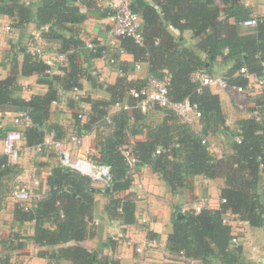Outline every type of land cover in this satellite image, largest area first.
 <instances>
[{"label":"trees","instance_id":"1","mask_svg":"<svg viewBox=\"0 0 264 264\" xmlns=\"http://www.w3.org/2000/svg\"><path fill=\"white\" fill-rule=\"evenodd\" d=\"M103 1V0H102ZM36 2V3H34ZM0 0V14L6 15L11 24L24 29L27 24L47 26L42 32L45 40L56 41L59 51L69 53L68 65L63 76L47 73L48 65L28 52L31 39L22 50L19 73L38 74L39 82L47 85L44 94H33L29 99L13 95L17 87V60L11 59V73L0 78V108H25L30 124L22 130L27 145L39 143L44 134L54 130L61 136L57 123H48L49 108L57 99L59 82L64 89L81 87L83 63L102 56L104 46L93 51L84 47L78 36L77 26L85 19L80 4L92 6L95 0ZM132 0V8L142 20V42L125 36L119 39V48L133 56L134 62L146 63L148 74L161 78L170 76L169 97L173 101L188 97L201 112L203 128L196 132L183 123L171 108L157 107L146 113L138 109L119 111L112 115L108 132L98 144L99 162L108 164L111 172L109 184L102 192L110 194L107 211L123 223L135 221V202L130 197L120 198L116 193L130 187L132 178L118 146L129 145L139 158V163L149 166L169 185L171 191L184 187L186 178L202 175L207 178H224L220 189L221 206L203 208L199 212L183 211L173 206L172 230L167 236V249L183 251L201 264H244L239 257L240 246H231V226L223 220L230 210L240 220L251 226L264 228V117L241 118L235 128L226 125L220 98L209 87L197 91L198 83L191 78L197 69L211 67L218 57L228 65L223 77L229 86H245L246 79L239 72L241 67L259 75L264 61V16L256 18L254 26L243 29L242 22L250 19L251 10L241 0ZM109 11L104 12V14ZM170 28L182 34L190 30L198 38L195 47L186 46L175 37ZM111 58L116 63L117 56ZM15 63V64H14ZM118 70L124 74L122 67ZM146 79L131 80L119 76L115 83L106 84L109 99L81 98L90 104L88 125L106 113L113 101L121 100L130 88L144 87ZM264 92V89H263ZM129 101L134 102L131 97ZM264 96L261 104H263ZM159 113V117L152 116ZM18 113V112H17ZM77 119H80L77 116ZM105 125V124H104ZM223 131L229 136L231 153L217 158L202 143L204 136ZM0 128V137L4 136ZM141 137L140 139H135ZM135 139V140H132ZM159 149V152L156 150ZM7 157L0 154V180L12 169ZM47 193L32 201L28 210L17 203L13 217L21 222L32 221L31 239L39 246H48L39 254L46 255L57 264H120L119 261L98 250L81 244L94 235L89 222L93 219L94 195L97 192L91 179L68 167L54 166L46 176ZM107 244V243H106ZM101 243L99 246H106ZM0 264H11L10 253L0 258Z\"/></svg>","mask_w":264,"mask_h":264},{"label":"crops","instance_id":"2","mask_svg":"<svg viewBox=\"0 0 264 264\" xmlns=\"http://www.w3.org/2000/svg\"><path fill=\"white\" fill-rule=\"evenodd\" d=\"M30 3L34 0H26ZM221 4L220 0H215ZM250 8L251 18L264 16V0H241ZM36 3V2H34ZM80 10L85 14L84 21L77 26L78 36L84 42L94 40L101 45L108 46L106 55L93 58L89 64L83 63V74L81 75L82 91L87 97L96 99H109L105 91L106 84H113L119 76H125L131 80L145 79L148 74L146 63L134 62L133 56L127 52H119V41L110 33L104 18L111 12L107 0H95V3ZM109 13L104 14V12ZM243 25V24H242ZM243 29L247 26L243 25ZM39 28L33 23L26 25L24 29L11 24L10 19L0 14V78L7 77L14 66L11 59L17 60V87L13 95L29 99L33 94H44L48 87L39 82L38 74L21 75L19 73L22 59L21 53H16L15 48L22 50L31 39L32 32ZM175 37H179L185 45L193 48L198 42L190 30L180 34L177 30L170 28ZM44 50L48 54L61 52L58 50L56 41L43 39ZM113 42V43H112ZM116 54V63L111 62V55ZM12 59V60H13ZM15 64V63H14ZM139 64V67H136ZM68 63L63 65L55 64L49 68V79L52 75L63 76ZM122 67L124 74L118 70ZM228 65L221 62L218 57L211 67L205 72L212 76H224ZM217 73V74H216ZM216 74V75H215ZM247 82V80H246ZM58 89L57 99L50 104L48 123H57L61 127L63 148L71 151L73 155H82L87 158H99L100 146L98 144L108 132H111L103 118L96 119L92 124L86 126L88 121L90 104L83 101L78 104L74 101L71 90H66L57 82L54 83ZM210 90L217 93L225 116L226 125L233 129L235 122L241 118L264 117V92L261 88L252 87L245 93H238L232 88L223 89L219 86H210ZM126 97V96H125ZM124 97V98H125ZM78 110L84 114L77 119ZM130 112V111H129ZM17 114L13 109L0 108V128L3 132L13 126V118ZM151 117L158 115L150 114ZM30 123L19 128L21 131ZM196 132H201L203 124L200 118L194 119L189 125ZM73 134L82 135L79 144H73L68 137ZM137 137L135 139H140ZM209 150L217 157L231 153L229 148V136L223 131L215 132L204 136ZM132 139V140H135ZM1 140V137H0ZM20 158L16 164H11V173H8L0 180V258L5 253H10L11 264H57L46 255L39 254L44 250H50L48 246H39L31 239L33 234V222L14 219L13 211L17 204L10 196L6 187L13 185V188L22 183L34 186L36 199L44 197L47 193L46 176L54 166H60L59 152L54 148H46L43 153H38L34 145H27L22 137L18 141ZM97 161V160H93ZM132 178L128 189L120 191L115 196L124 198L130 197L135 202V221L123 223L116 216L108 211L110 194L102 192L105 186L101 183L92 184L97 192L94 195V212L89 226L93 227L94 235L82 241L81 244L88 249L98 250L103 254L116 258L120 264H201L200 260L187 258L182 259L179 252H171L167 249V236L172 230L171 213L173 206L179 205L181 210L188 211L194 202L203 198L206 200L207 208L218 209L221 206L220 189L224 186V178H207L202 175L188 176L185 186L171 191L169 185L155 173L149 166L141 164L137 170L130 173ZM34 180L37 184H33ZM38 185V186H36ZM224 222L231 226V233L238 235L240 250L239 257L244 264L249 261L264 263V228L251 226L247 221L240 220L230 210L225 211ZM260 236V237H258ZM254 237V238H253ZM101 243H107L100 247ZM233 244H231L232 246ZM233 247V246H232Z\"/></svg>","mask_w":264,"mask_h":264},{"label":"built area","instance_id":"3","mask_svg":"<svg viewBox=\"0 0 264 264\" xmlns=\"http://www.w3.org/2000/svg\"><path fill=\"white\" fill-rule=\"evenodd\" d=\"M108 7L111 12L104 18V23L108 26L110 33L116 40L129 36L134 39L135 42H142V20L136 11L132 8V0H107ZM84 4H82V8ZM245 26H254L256 24V18H250L242 22ZM47 30V26H42L38 30L32 32V43L28 48V52L42 60L48 67L55 65H65L68 63V55L76 50H65L57 52L55 54H48L44 50L42 32ZM113 43V42H112ZM97 46H104L95 42L94 40L84 41V47L90 50H95ZM108 46H104L101 50L102 56L106 55ZM119 52L124 50L119 48ZM111 62L114 60L111 58ZM263 68L259 75L249 72L246 68L241 67L239 72L247 80L245 86H229L227 80L223 76H212L207 74L203 69L194 70L191 73L192 80L198 83L197 91L201 92L203 87L219 86L223 89L232 88L238 93H245L246 90L252 87H258L264 89V61L262 62ZM139 67V64H136ZM49 68L47 72H49ZM146 83L144 87L140 89L130 88L126 93V97L121 100L113 101L108 107H106V113L103 120L106 123H111V117L113 114L119 111H131L132 109H138L142 113H146L153 110L156 107L171 108L179 116L183 123L191 125L194 119L201 117V112L195 103H192L188 97L181 100L173 101L169 97L168 84L170 76L165 73L163 77L158 78L153 75L147 74ZM73 98L79 105L81 98L87 96V93L82 91V88L74 86L71 90ZM131 97L134 102L128 100L127 97ZM55 101V100H54ZM52 101V102H54ZM77 116L83 117L84 114L81 110H78ZM30 122V118L26 112H18L13 118V126L7 129L4 136L0 140V154L7 157L10 164H16L20 158V148L18 141L21 140L22 131L19 128ZM82 135L73 134L68 137L69 142L73 144H79ZM63 140L56 138V132L54 130L48 131L44 134L42 140L34 145L35 150L38 153H43L46 148H54L59 152L60 155V166L68 167L73 171L79 172L88 176L92 184L101 183L108 185L111 180V172L108 164L102 162H94L93 160L87 159L85 156L80 154L73 155L70 150L63 148ZM202 143H207L206 139H202ZM118 151L123 156L125 164L128 167L129 173H133L137 170L140 165L139 158L133 152L132 147L129 145L118 146ZM159 152V149L156 150ZM106 187V186H105ZM10 196L15 200L23 210H28L32 201L36 199V195L26 186L18 185L13 188L10 192ZM224 201V199H221ZM203 208H207L206 200L203 198L197 199L192 205L190 211L199 212ZM227 224L228 222L225 221ZM231 244L238 245V235L232 233L230 240ZM179 255L182 259H186V255L183 251H179ZM188 258V257H187ZM246 264H264L259 261H249Z\"/></svg>","mask_w":264,"mask_h":264},{"label":"rangeland","instance_id":"4","mask_svg":"<svg viewBox=\"0 0 264 264\" xmlns=\"http://www.w3.org/2000/svg\"><path fill=\"white\" fill-rule=\"evenodd\" d=\"M181 40H182V39H181ZM184 43H185V42H184ZM186 46H187V45H186ZM29 47H30V46H29ZM29 47H28V48H29ZM216 74H217V73H216ZM216 74H215V75H216ZM156 108H157V107H156ZM160 108H161V107H160ZM154 109H155V108H154ZM155 114H156V116L158 115V117L160 116L159 113H157V112H156ZM199 118H200V117H199ZM104 124L109 125L110 123H104ZM187 125H188V124H187ZM85 157H86V156H85ZM86 158H87V157H86ZM87 159H89V158H87ZM89 160H97V161H94V162H98V158H96V159H93V158L91 159V158H90ZM48 174H49V173H48ZM48 174H47V175H48ZM33 184H34V185L37 184V181L34 180ZM94 184H97V183H94ZM21 185H24V186L28 187V188H29V189L35 194V192H34V186H32V185H30V184H26V183H22ZM36 186H38V185H36ZM6 190L11 192V191L13 190V185H11L10 187H8V185H7ZM95 215H96V214H93V216H95ZM258 237H260V236H258ZM253 238H254V237H253ZM260 238H261V237H260ZM254 261H255V260H254Z\"/></svg>","mask_w":264,"mask_h":264},{"label":"water","instance_id":"5","mask_svg":"<svg viewBox=\"0 0 264 264\" xmlns=\"http://www.w3.org/2000/svg\"><path fill=\"white\" fill-rule=\"evenodd\" d=\"M14 111L22 112V111H25V108H23V107L15 108Z\"/></svg>","mask_w":264,"mask_h":264}]
</instances>
